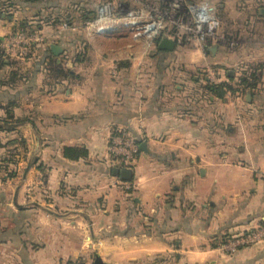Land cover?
<instances>
[{"label":"crops","instance_id":"obj_1","mask_svg":"<svg viewBox=\"0 0 264 264\" xmlns=\"http://www.w3.org/2000/svg\"><path fill=\"white\" fill-rule=\"evenodd\" d=\"M49 1L0 0V264H264V240L218 247L264 224V0H185L217 33L172 49L151 41L167 0H64L68 29L9 58ZM114 128L138 142L128 177Z\"/></svg>","mask_w":264,"mask_h":264},{"label":"built area","instance_id":"obj_2","mask_svg":"<svg viewBox=\"0 0 264 264\" xmlns=\"http://www.w3.org/2000/svg\"><path fill=\"white\" fill-rule=\"evenodd\" d=\"M162 8V7H160ZM152 8L153 11L162 16L170 18L174 10L181 9L176 18V24L179 30L190 43H200L207 37H213L217 33L218 23L216 22L213 10L209 6L200 4H187L185 0H169L164 8ZM150 11V9H149ZM108 10L101 8L99 17L96 20L97 29H107L110 25L106 24ZM89 23V21L87 22ZM65 25V24H64ZM44 41V35L37 32H27L26 30H17L13 32L6 40L3 46L10 53L17 52L18 55H26L34 51V49ZM230 46L237 45L234 39L226 40ZM26 57V56H24ZM210 79L214 80L211 71L207 68ZM236 88H244V84L240 79L236 80ZM138 149L136 138L126 129L114 128L110 130L108 137L107 150L116 162L127 167L132 164ZM264 240V224L256 226L241 234L229 237L223 241L218 247L224 252H234L240 246L251 245Z\"/></svg>","mask_w":264,"mask_h":264},{"label":"rangeland","instance_id":"obj_3","mask_svg":"<svg viewBox=\"0 0 264 264\" xmlns=\"http://www.w3.org/2000/svg\"><path fill=\"white\" fill-rule=\"evenodd\" d=\"M169 1V0H167ZM49 2H51V4L53 3V5L47 7L48 8V12H53L55 14H57L56 16V19H57V22L54 23V24H38L39 21H36L34 20V22H31V25L32 27H35L39 25L40 29L41 28H44L46 26V28H44V30H42L43 32L42 33H46V34H49L51 32V34L55 31V30H59L60 34H62V32L66 29H68L66 25H64V20L63 19V11H64V7L62 6V2H64V0H50ZM152 8H155L154 6H151L149 9H150V13H151V21H150V24H151V27H154L156 29V35L157 37L152 39V44H155L157 46L158 44V41L159 39L162 37V36H172V37H175L176 38L178 37L179 41L183 42L184 44H189L191 41H188L185 37V34H182L179 30V26L176 24V18L178 16V12H180L179 9H176L174 10V13L173 15L168 18L167 16H160L158 14H156ZM160 8V7H158ZM164 8V7H163ZM108 9V8H105V10ZM162 9V8H160ZM54 15V14H53ZM155 21H154V20ZM41 21V20H40ZM18 27L21 26V23L19 24H16ZM78 25L76 24V27H75V30L77 32L78 30ZM94 30V29H93ZM27 32H34V31H29V30H26ZM77 34V33H76ZM94 43V40L92 41ZM100 45V44H99ZM17 52H15L16 54ZM10 54H14L13 52L10 53ZM18 55V54H17ZM20 58L19 60L15 57V56H8L9 58H15L18 62L20 63H27L28 59H26L27 57H24V56H27L26 55H18ZM14 60V59H13ZM36 60H38V58H36ZM10 61V60H9Z\"/></svg>","mask_w":264,"mask_h":264},{"label":"trees","instance_id":"obj_4","mask_svg":"<svg viewBox=\"0 0 264 264\" xmlns=\"http://www.w3.org/2000/svg\"><path fill=\"white\" fill-rule=\"evenodd\" d=\"M28 1L29 2H37V1H41V0H28ZM166 4L167 3L163 4L161 7L162 8L165 7ZM56 15H51V14L50 15H48V14L45 15V17H43V20L45 21V25L56 23L57 22V19H56L57 16ZM62 20H64V21L67 20V22H68V18H65V19L63 18ZM19 23H21V26L18 27L16 25V28H14V31H17V30H29V31H36V32H38L39 29H40L39 26H36L35 25V27H32L31 25H29V24H31V22L29 23V22L20 21ZM52 62H53V60L52 61L51 60L48 61V63H50V66H51V63ZM55 72L62 73L60 70H56ZM240 77H241L240 80L243 82L245 88L251 87V76H249V74L244 73ZM221 86H222L221 84L219 86H213L211 84V85H209V88L216 89V88L221 87Z\"/></svg>","mask_w":264,"mask_h":264},{"label":"water","instance_id":"obj_5","mask_svg":"<svg viewBox=\"0 0 264 264\" xmlns=\"http://www.w3.org/2000/svg\"><path fill=\"white\" fill-rule=\"evenodd\" d=\"M175 40L169 36H162L157 44V47L160 49H172L174 47ZM50 49L54 54H59L62 51V48L60 45L56 43H51L50 44ZM115 172H119V174L123 177H128L130 175V170L129 168H120V169H115ZM94 264H108L104 263L100 260L99 255L96 253L95 259H94Z\"/></svg>","mask_w":264,"mask_h":264}]
</instances>
